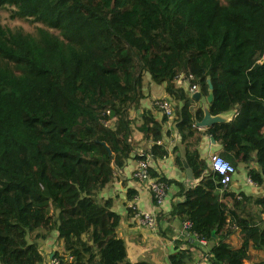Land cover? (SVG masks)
I'll return each mask as SVG.
<instances>
[{"label":"trees","instance_id":"trees-1","mask_svg":"<svg viewBox=\"0 0 264 264\" xmlns=\"http://www.w3.org/2000/svg\"><path fill=\"white\" fill-rule=\"evenodd\" d=\"M3 8L39 25L0 23L1 264H47L39 240L54 231L60 264H155L130 261L121 215L98 198L130 159L169 153L157 144L167 116L142 105L146 76L176 102L185 147L176 164L185 170V159L196 180L173 214L216 241L212 264H264V194L252 202L226 192L199 150L202 136L214 138L236 168L255 162L248 174L264 183V0H0ZM184 82L213 92L211 112L233 118L198 128L201 102ZM136 131L153 142L141 154ZM191 254L178 245L170 263Z\"/></svg>","mask_w":264,"mask_h":264},{"label":"crops","instance_id":"crops-1","mask_svg":"<svg viewBox=\"0 0 264 264\" xmlns=\"http://www.w3.org/2000/svg\"><path fill=\"white\" fill-rule=\"evenodd\" d=\"M181 85L190 91L191 87L189 88L187 82ZM146 93L148 94V98L142 102V105L143 107H148V110H151L158 119L163 118V114L160 110L155 108L154 102L156 99H169L173 107L176 104L175 100L165 91V86L150 82L149 76ZM175 119L176 116L172 121L168 119L163 128L162 145L168 150V155L163 158L154 159L151 157L149 159L152 168L156 172V175L152 177H165L169 180V189L163 204L157 205L153 200L151 192L146 189L145 183H141L133 177L137 159H130L127 166L118 171L115 180L98 192V198L102 200L112 199L114 210L121 215L118 234L131 246V256L129 250H127L130 261L149 260L155 264H171L169 256L176 251L179 245L183 249L189 248L192 252L190 259L186 260L187 264H212L207 252L216 241L207 240L206 245L202 244L195 235L187 232L184 226L185 220L179 215L173 214L175 205L184 200L185 196L183 193L185 189H182V187L188 188L185 184L187 180V170H182L176 164V155L184 154L185 147L182 145ZM200 129L204 130V128ZM133 139L135 141H140L139 144H137V148H145L147 145L148 148H151L153 144L152 141H148V144L147 141H142V135L138 131L134 133ZM175 147L178 148L175 150L176 152H174ZM199 150L201 156L205 158L210 165L211 155L220 153L222 145L216 140L213 141L210 136L204 135L200 141ZM255 165V162L249 163L248 165L240 163L239 166H237V171L229 187L226 189V192L229 194H237L239 197V194L245 193L251 197L252 202L263 195L264 183L259 185L254 181H249L251 176L248 174V168L255 167ZM195 184L196 180L194 179L193 185ZM129 189L133 191L131 196L128 194ZM223 200L231 205L232 196L228 195L226 198H223ZM130 207L132 211H130ZM144 212L156 214L157 224L155 228L151 229L142 222L140 214ZM260 218L262 224H264V213L260 214ZM244 233V231H239L230 238V242L237 245L241 242ZM57 237L58 232L54 231L46 239L47 244L44 242L45 240H39V242H42L40 246L48 253L45 263L48 262V258L50 257L49 254L51 253L45 245H52L55 240L57 241ZM55 245L56 248L54 251L58 250L62 252V246L58 241Z\"/></svg>","mask_w":264,"mask_h":264},{"label":"built area","instance_id":"built-area-1","mask_svg":"<svg viewBox=\"0 0 264 264\" xmlns=\"http://www.w3.org/2000/svg\"><path fill=\"white\" fill-rule=\"evenodd\" d=\"M198 91V87L196 85L191 86L190 92L193 94L194 92ZM154 105L158 107L169 120H173L176 116L174 107L169 99L166 98H159L156 99ZM162 140H158L157 144H162ZM144 148H137V152L141 154ZM152 155H149L147 158H142L137 160L136 167L133 171V177L141 182L145 183V187L147 190L151 192L154 202L157 205L163 204L169 189V184L161 180L159 178H153L150 174V158ZM210 166L212 170L217 172L221 176V184L223 189H227L230 183L233 180V176L237 171V168L234 164H232L228 159L223 157L220 154H213L210 157ZM250 182H253L251 178H249ZM141 220L144 224H146L149 228H155L157 224L156 214L144 212L140 214ZM184 226L187 231L192 227L191 221H185ZM198 237L197 235H195ZM200 242L204 245L207 244L206 239L199 238ZM50 255V254H49ZM48 264H60V258L53 256L52 254L48 258Z\"/></svg>","mask_w":264,"mask_h":264},{"label":"water","instance_id":"water-1","mask_svg":"<svg viewBox=\"0 0 264 264\" xmlns=\"http://www.w3.org/2000/svg\"><path fill=\"white\" fill-rule=\"evenodd\" d=\"M210 87L211 88L213 87L212 84L210 85ZM193 97L196 100H199L201 102V107L203 110V118L201 120H196V125L199 128L206 129V128H209V127H211L214 124L219 123V122H228L234 116V113H235L234 111L224 112V113H219V114H213L211 112L210 103L213 100V92H210V94L208 96H205V95H202L201 91H196L193 93ZM212 140L215 141L214 138H212ZM183 162H184V166L187 170V180H186L185 184L188 187H191L193 185V181H194V174H193L191 167L188 165L187 161L185 159H183ZM150 165H151V163H150Z\"/></svg>","mask_w":264,"mask_h":264},{"label":"rangeland","instance_id":"rangeland-1","mask_svg":"<svg viewBox=\"0 0 264 264\" xmlns=\"http://www.w3.org/2000/svg\"><path fill=\"white\" fill-rule=\"evenodd\" d=\"M10 13H11L10 8L0 9V23L3 24L4 26H7V27H10L13 29L22 28L26 32H34L37 29V26L39 24L34 23L32 21H29V20H26V19H20V18L12 19L10 17ZM145 82H148L147 76L145 78ZM145 86L148 87V84H146ZM28 240L29 241L32 240L31 234L28 235ZM44 242L47 244L46 240ZM56 242L57 241L55 240V242H53L52 245H50V244L45 245L46 248L48 249V251L51 252L50 255L52 254V251L55 252L54 249L56 248V245H55ZM39 243L41 244L42 242H39ZM126 245L128 248L127 250H129V254H130L131 246L127 242H126ZM130 256H131V254H130ZM140 259H148V258H140Z\"/></svg>","mask_w":264,"mask_h":264}]
</instances>
